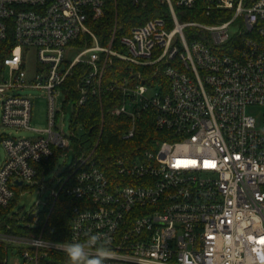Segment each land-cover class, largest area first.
I'll list each match as a JSON object with an SVG mask.
<instances>
[{
  "label": "built area",
  "instance_id": "1",
  "mask_svg": "<svg viewBox=\"0 0 264 264\" xmlns=\"http://www.w3.org/2000/svg\"><path fill=\"white\" fill-rule=\"evenodd\" d=\"M160 1L169 17L150 18L119 36L115 24L104 42L93 27L105 14L104 0H0L1 122L30 127L26 88L45 91L49 115L43 136L0 134L6 151L0 208L18 187L39 182L50 191L45 210L61 194L73 202L68 242L93 234L110 239L106 264H264V0ZM198 5L207 16L232 15L216 23L180 19L178 8ZM33 60L40 66L29 76ZM107 93L117 94L111 114L129 119L124 138L135 136L143 118L162 137L106 170L95 148L75 151L72 165L47 179L52 167L39 164L55 149L63 155L71 140L56 124L64 110L57 97L64 95V107L72 104L71 135L78 139L75 113ZM252 106L262 107V122ZM40 216L32 211L23 219L34 228ZM4 227L0 241L14 251L22 247L7 262L17 256L22 264H39L51 251L64 253L62 242L42 232Z\"/></svg>",
  "mask_w": 264,
  "mask_h": 264
},
{
  "label": "trees",
  "instance_id": "2",
  "mask_svg": "<svg viewBox=\"0 0 264 264\" xmlns=\"http://www.w3.org/2000/svg\"><path fill=\"white\" fill-rule=\"evenodd\" d=\"M144 5H135L131 0H104V16L93 24L95 31L103 36L104 42L110 39L115 24L117 25V35H121L135 24H140L146 20L162 16L169 17L170 11L166 3L160 0H144ZM217 10L210 16L205 15L201 7L188 8L184 12L183 20H197L201 22H214ZM223 20L231 17V12H223ZM77 81V74L71 76L67 82L72 86ZM117 94L107 93L102 100L91 98L87 104L82 106L75 113L74 129L78 123L83 124L85 132L77 139H73L75 151L81 153L82 150L90 151L95 147L94 158L102 169H109L111 164L119 157L130 156L131 153L151 147L156 139L162 137V131L157 129L151 118H143L139 121L135 136L124 138V133L129 129L130 122L126 116L112 115L110 108L111 98ZM59 149L47 160H43L39 165L51 168L57 160ZM135 156V155H131ZM40 175V173H39ZM16 198L14 197L7 207L0 208V228L6 229L4 223H9L12 227L9 231L21 234H29L31 231L39 234L48 240L68 241L70 234L69 219L71 205L73 202L68 196L63 194L55 199L53 206L41 213L39 224L34 228L16 225V218L8 216ZM31 220V217L27 218ZM22 247H14L0 241V264H8L6 258L10 253H21ZM39 264H69L65 253L51 251L47 259L40 260Z\"/></svg>",
  "mask_w": 264,
  "mask_h": 264
},
{
  "label": "rangeland",
  "instance_id": "3",
  "mask_svg": "<svg viewBox=\"0 0 264 264\" xmlns=\"http://www.w3.org/2000/svg\"><path fill=\"white\" fill-rule=\"evenodd\" d=\"M179 12V17L183 20L182 16L184 12H181V9H177ZM216 15V20L214 22H206V23H216L223 20L224 13L217 12L214 13ZM201 22V21H200ZM77 53V50L70 49L68 50L69 57H73ZM37 66H40L35 60H33L30 66L27 68V72L29 76H32L33 69ZM158 85L153 88V91L158 90ZM149 92V91H148ZM24 93L30 94L32 97V111H31V119H30V127L29 128H21L18 129L12 126H4L1 122V108H0V134H5L14 137H30L37 138L43 136L44 134L41 132L49 127V115H48V101L46 97V93L41 88H26ZM65 97L63 94H60L56 100V107L58 109H64L60 111L56 118V124L60 131L70 136V145L68 149L64 151L63 155H59L57 160L52 166V169L47 173V179H52L55 175V172H59L65 170L75 160V148L73 144V138L71 135V119H72V104L68 103L66 107H64ZM262 107L260 106H252L249 108V112L252 113L259 122H262ZM64 112V113H63ZM76 134L80 137L84 132V128L82 126H77L74 129ZM97 144H95L96 148ZM6 151L3 144L0 141V163L5 159ZM28 187L22 186L18 187L16 193V200L13 204V207L9 211L8 216L16 215V225L25 227L28 226L30 221L24 220L23 217L30 212H36L37 214L42 213L44 209V201L48 197L49 190H40V183L37 184L27 183ZM22 192V193H21ZM1 222V221H0ZM1 227V226H0ZM23 262L17 256H9L8 264H22Z\"/></svg>",
  "mask_w": 264,
  "mask_h": 264
},
{
  "label": "clouds",
  "instance_id": "4",
  "mask_svg": "<svg viewBox=\"0 0 264 264\" xmlns=\"http://www.w3.org/2000/svg\"><path fill=\"white\" fill-rule=\"evenodd\" d=\"M110 243V239L103 234H93L84 242L64 241L61 243V248L69 264H106L111 256ZM93 248L94 254L89 251Z\"/></svg>",
  "mask_w": 264,
  "mask_h": 264
}]
</instances>
